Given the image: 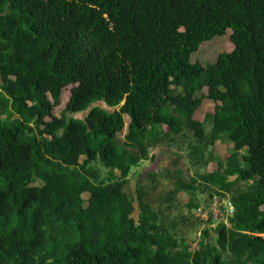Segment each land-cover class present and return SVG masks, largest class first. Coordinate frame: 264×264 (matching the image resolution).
<instances>
[{"label":"trees","instance_id":"16d2710c","mask_svg":"<svg viewBox=\"0 0 264 264\" xmlns=\"http://www.w3.org/2000/svg\"><path fill=\"white\" fill-rule=\"evenodd\" d=\"M228 31L233 52L192 63ZM0 79V264H264V0H0ZM182 140L218 167L169 173L168 210L182 191L191 212L200 194L235 209L195 248L155 209V171L127 191L152 149Z\"/></svg>","mask_w":264,"mask_h":264},{"label":"rangeland","instance_id":"374dc122","mask_svg":"<svg viewBox=\"0 0 264 264\" xmlns=\"http://www.w3.org/2000/svg\"><path fill=\"white\" fill-rule=\"evenodd\" d=\"M231 35L232 32L228 31L227 34L222 38H216L211 42L204 43L199 51L193 55L192 57V63H200L202 66H207L208 64H214L216 63L218 57L222 53H231L234 50V45L231 42ZM71 89L72 86L67 88L63 92V99L61 100V105L57 107L54 110V116L61 117V114L66 109V106L70 100L71 95ZM0 90H1V79H0ZM205 95L208 94V90H204ZM215 110V103L205 100L203 102L202 108L199 110L198 114H196V118L200 121H204L206 116L210 113H213ZM82 117L81 115L78 116V118ZM130 123L129 118H126V127L122 134H119L116 138V141L119 145H122L123 138L127 133L128 125ZM212 121H207L205 124L206 127V133L209 134L212 128ZM222 143L228 145V148H226L225 145H218V148L216 150L215 147H211L210 153H213L214 156L217 153L218 156H215L217 159L224 160L227 155H231L233 153V146H229L231 142H229L226 137L222 139ZM189 142L188 140H182L181 142H178L177 144L169 145L167 144V141H165L163 144L158 146L157 148H154L151 150V156L155 158L153 162H146L143 164V168H139L138 170H135V173H133L131 178V187L130 191L133 195H136L135 186L137 183H141L143 185L148 184L149 179L148 175L152 171H155L158 176V189L154 192H151L152 194V200L153 205L155 209L163 214V217H165L166 220L170 219L173 220L174 218L178 222V233L179 238L185 239L187 241L188 245H191L192 247H197L199 245V242L201 240L202 231L204 230L203 224H200L196 221V218H201V215L199 211L196 213L195 211L191 212L190 209L187 207V204L189 202V196L185 192H181L180 195L176 198L175 204L172 206H169L166 204V200L168 199V195L171 191L175 189V180L174 178L168 177L169 173H177L176 171H181L183 175V179L186 182H189V180L193 179V177L200 171L203 172H213L217 169V164L212 163L206 168H200L194 166V164L189 160V150H188ZM96 169L99 168V174L103 177H107V172L105 169H103L100 166H95ZM234 180V179H232ZM39 185H42L41 183ZM250 186V183H242L239 185L238 188L243 190H247ZM205 195V194H203ZM203 195H199V202L198 205L206 204L203 201H205V197H201ZM85 198H88V195L85 196ZM215 202V201H214ZM169 211L172 213V217H169ZM174 211V212H173ZM137 215V214H136ZM220 208H218L213 216L214 219H220ZM185 219V223H180V220ZM205 221V220H203ZM206 222V221H205ZM212 238H215V235H212Z\"/></svg>","mask_w":264,"mask_h":264},{"label":"built area","instance_id":"2783aa9c","mask_svg":"<svg viewBox=\"0 0 264 264\" xmlns=\"http://www.w3.org/2000/svg\"><path fill=\"white\" fill-rule=\"evenodd\" d=\"M214 201L210 204L208 208L202 207L201 209L198 210L202 218V219L198 218L200 221L207 223L209 221L210 215L214 216L216 210L222 206V204H220L217 198L214 199ZM227 207H228V213L232 215L234 213L233 206L229 203L227 204ZM203 220H205L206 222Z\"/></svg>","mask_w":264,"mask_h":264},{"label":"clouds","instance_id":"9594fccd","mask_svg":"<svg viewBox=\"0 0 264 264\" xmlns=\"http://www.w3.org/2000/svg\"><path fill=\"white\" fill-rule=\"evenodd\" d=\"M218 199L219 200V202H220V204H222V206L220 207L221 209H222V207H225V208H227L228 209V207H227V204H229V202L227 201V200H221V198L220 197H218V196H214L213 198H210L209 197V195H207V197L205 198V201H203L204 203H206V204H201L200 206H199V209H201L202 207H204V208H208L209 206H210V204L214 201V199ZM231 204V203H230ZM232 205V204H231ZM233 206V205H232ZM234 208V207H233ZM199 209H196L195 210V212L197 213L198 212V210ZM234 213H235V209H234ZM233 213V214H234ZM232 214V215H233ZM220 215H221V212H220ZM228 215L229 216H232L231 214H229L228 213ZM210 216H212L213 217V215H210ZM221 218V217H220ZM210 219V218H209ZM198 218H196V221L198 222ZM202 222V221H201ZM202 224H203V226L206 228V227H210L211 228V226H209V221L207 222V223H204V222H202Z\"/></svg>","mask_w":264,"mask_h":264},{"label":"crops","instance_id":"0c3cea01","mask_svg":"<svg viewBox=\"0 0 264 264\" xmlns=\"http://www.w3.org/2000/svg\"><path fill=\"white\" fill-rule=\"evenodd\" d=\"M218 145H222V146L225 145L226 148H228V145L222 143V141H218V142H216V144H215V146H214V147L216 148V150H217V148H218ZM229 146H233V144L230 143ZM152 154H153V153H152ZM215 154H216L215 156H218V157L220 156V155H217V153H215ZM220 157H221V156H220ZM229 157H230V155H227V157H226L224 160H226V159L229 158ZM221 160H222V159H221ZM224 160H223V161H224Z\"/></svg>","mask_w":264,"mask_h":264},{"label":"water","instance_id":"95a60500","mask_svg":"<svg viewBox=\"0 0 264 264\" xmlns=\"http://www.w3.org/2000/svg\"><path fill=\"white\" fill-rule=\"evenodd\" d=\"M95 106H97V105H95ZM94 107V106H93Z\"/></svg>","mask_w":264,"mask_h":264}]
</instances>
